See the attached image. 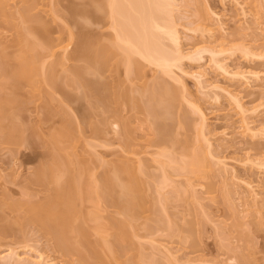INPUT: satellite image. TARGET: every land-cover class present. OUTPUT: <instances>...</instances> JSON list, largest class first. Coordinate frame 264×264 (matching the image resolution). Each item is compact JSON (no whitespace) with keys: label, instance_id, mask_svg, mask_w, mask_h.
I'll use <instances>...</instances> for the list:
<instances>
[{"label":"rangeland","instance_id":"374dc122","mask_svg":"<svg viewBox=\"0 0 264 264\" xmlns=\"http://www.w3.org/2000/svg\"><path fill=\"white\" fill-rule=\"evenodd\" d=\"M74 1L0 0V94L19 102L7 107L15 124L8 111L0 115L18 129H0V264L38 256L40 264H264V0H166L160 15L177 40L162 34L156 43L175 63L163 69L133 54L128 67L113 45L104 68L84 74L96 82L90 93L74 75L83 63L72 58L81 48L72 21L89 35L110 33L109 23L70 16V2L83 7ZM26 13L49 37L23 34ZM23 38L39 46L25 54L37 73L6 84L2 71L16 65ZM45 167L63 182L79 177L73 223L83 230L73 237L86 248L78 243L77 252L60 250L52 230L26 219L30 203L51 196L54 183L36 180ZM117 169L119 187L140 184L137 208L121 203L119 187L121 204L103 191L104 175Z\"/></svg>","mask_w":264,"mask_h":264},{"label":"bare ground","instance_id":"6f19581e","mask_svg":"<svg viewBox=\"0 0 264 264\" xmlns=\"http://www.w3.org/2000/svg\"><path fill=\"white\" fill-rule=\"evenodd\" d=\"M75 1L77 2V0H75ZM78 2L80 4H82L83 7H84V3L85 4H90V3L93 4L95 2H100L101 4L97 3L99 5V7L97 5L96 7H98V8L95 7L96 8L95 10L92 9L93 10L92 12H88L90 10L86 11L87 7L86 8L82 7V9H79V8H76L75 6H72L73 4L70 6V3H71L70 2L69 6H66L68 8L67 11L70 14V16L74 15V17H75L76 15L77 16L82 15V17H78V18H83V16H86V18L90 17V18L94 19L93 23L95 25L100 24L101 19L103 18V20H107V22H105V24L109 23L108 27L110 29V33L106 34L107 32L106 33L103 32L104 33L103 34L100 32L97 33V29H95V28L94 29L89 28V29H87V30H90V35H89V33L87 34L86 32L83 31V29L87 27V26H85V24L78 23L77 22L78 20L76 21L75 19H74V21H72V23H74V25L76 27V33H73V34L76 35V37L78 39V41L76 40L77 41L76 43H78L77 46L81 47L78 50L75 49L76 52L74 51V55L72 56V58H74L75 61L76 60L82 61V63H83V66H81V69L78 68L77 71H74L75 72L74 75L77 78V80L81 81L82 85L84 83H87V84L83 85V87L86 86V88L84 90H87V92H89L90 89L94 90V89H92V88H94V86L92 88H91V86L94 85L96 82L95 81H93L94 83L91 82L93 84H91L89 82V80L84 82L85 81L84 80V78H85L84 74L85 73L86 74L91 73V72L97 73L99 70L101 71V69H103L105 66V63L107 61L106 59H108L107 57H110L109 55L112 52L117 53L118 49L122 50V53H123L122 57L124 59V64H127V65H128V63L133 62V61L131 62V60H132L131 55H133V54H136V55L142 57L143 59H146L149 62L156 63V65H158L159 67H161L163 69L169 67L175 61L176 56L174 55V53L172 51L171 52L175 57L173 55H170L167 52V50L163 47V43L161 44V42H159V41L157 42L158 44L156 43L158 37L161 36L162 34H164L163 36H166L165 38H168V40H170L174 43L177 40L176 30L173 27V25L168 23L167 20L164 19L160 15V12L163 11L167 7L166 5H169V3L166 0L165 1L164 0H162V1L161 0H101V1L100 0H78ZM81 2H83V3H81ZM0 9H1V4H0ZM167 13H168V10H167ZM24 18L28 21L29 25L23 26V29L25 31V32H23V34H30L31 33V35L33 34L34 37H49L48 31H44V28L42 27L43 24H45V23L42 24V22L39 21L40 18H38V20L35 18H32V17L29 18L27 13H26V15H24ZM71 20H73V19H71ZM102 24H103V22H102ZM172 24H173V22H172ZM41 27L43 30H41ZM99 28H98V31H99ZM85 31H86V29H85ZM91 33H93V34H91ZM70 35L72 36V33ZM91 35L93 38L92 39L90 38L88 40V38L91 37ZM20 37H25V36L21 35ZM96 37H97V39H96ZM100 37H103V38L100 39ZM93 39H94V41H93ZM25 41H26V39H24V38L21 40H18L19 44L21 45V50H20L21 55L20 54L17 55L16 58L18 59V61H17L16 65H14L12 68L10 67L11 69L9 68L10 65L8 67L6 65L5 69L7 67V69L9 68L10 70L8 69L9 71H5L3 69V71H2V73H4L5 75H6V72H9L5 76V79L7 78V80L5 82L6 84H7L8 79H10V78L14 79V80H24L27 83L32 82V77H33V75H35L34 73L37 71V68L34 67L35 65H33V61L31 60L32 57H30L31 58L30 59L29 56H27L28 55L27 52H29V54H34V53L37 54V52H38L37 48H39V46L37 45V48H36L37 52H36L35 47L29 46L30 44L28 45L27 44L28 42L27 41L25 42ZM160 41H161V38H160ZM14 42L16 43V41H14ZM108 42L110 44H108ZM111 42H112V44H111ZM116 44H118V45H116ZM176 44H174V45H176ZM40 45H42V44L40 43ZM113 45H115L114 48L117 46L116 52H114L116 50V48H115V50L112 49ZM120 45H123V46L121 47ZM41 47H43V46H41ZM47 47H49V45ZM118 47H121V49ZM162 48H164V49H162ZM25 54H27V55H25ZM40 64H43V63H40ZM127 65H125V66L127 67ZM1 66H2V64H1ZM128 67H129V65H128ZM128 67L126 69L127 71L129 69ZM2 68H4V67L2 66ZM130 70L127 72V74H129ZM52 84H54V82ZM88 84H90L91 86H89ZM4 89H5V87H4ZM15 91L17 92V90H15ZM14 93H12V95H14ZM1 94H0V97H1ZM3 94H5V92ZM17 94H18V92H17ZM61 95H60V97H61ZM4 96L6 98L1 97L4 99L3 101H2V99H0L3 102V103H1V101H0V115H2L5 118V115H3L1 113H3L4 110L8 111V112H6L8 114L7 117L9 118V121H11L13 114H12L10 109L8 110V108L13 107L14 104H18L19 102L16 103L18 99L16 100L13 97H8L9 96L8 92H7V96L6 95H4ZM63 97H65V96H63ZM126 99L128 100L129 97H127ZM134 104H135V102H134ZM139 106L141 107L140 104H139ZM146 111H147V107H146ZM147 112H148L147 114L151 113L149 110ZM9 114H11V115H9ZM2 116H0V117H2ZM4 118H1L0 121H2V119H4ZM12 122L14 123V121H11L10 123H12ZM52 122H53V120H52ZM1 123H0V127L4 126L5 128L2 129V127H1L0 129L5 130V132H7V133H9V131H10L8 129H12V131H11L12 135L14 132H16L18 130L17 127L13 124L9 125V127L12 125L15 127L12 126V127L7 129V127H6L7 125H3V123L2 124ZM200 126L203 127L204 123L202 122ZM202 129L203 128H201L200 130H202ZM67 131L71 132L70 130H67ZM67 131L65 132L63 130L62 134L65 132L64 134L68 136L69 132L67 134ZM58 135L55 134L56 137H58ZM69 135H71V134H69ZM55 136H54V140L56 139ZM66 139H63V140H66ZM68 139H69V137H68ZM58 140H57V142L60 141V140L59 141ZM53 168L47 169L45 167L42 170L41 169L38 170V172L36 173V180L39 183L41 182L40 184H43V182H46V183L53 182L54 187H52L50 189L51 190V196L50 197L48 196L49 197L48 199H45L44 201H41V202L39 201V202H33L32 204L30 203V205L28 206V209H27L29 211L30 215L28 214V217L26 219H28V221L30 220L32 222H36L43 229H45V231L52 230L54 233V236H55L54 239L56 241V244L60 248V250H63L66 253H69V252L71 253V251H73V250L74 251L76 250V252H77L78 249L80 248V246L81 245L83 246V244L81 242L77 241L78 238L73 237V236L78 234V233L76 234V232H78V231L80 232L83 230L81 228L79 229L78 225L76 227L73 223V221L76 217V216H74V214L77 215V213H78V212L75 213V210H73V206L75 203L73 196L78 194L77 191H78V188L80 186V183L78 181L79 177H77V178L73 177L72 178V176H69V179L67 177V179H65V181L63 182V179L61 181V178H60L61 174H59V175L56 174V173H58V170L56 172V171H54ZM126 168H127V166H126ZM44 169H46V170H44ZM116 171L118 173L115 172L111 177L104 175L105 180L102 179V181H103L102 184H104L103 185L104 186L103 191L106 189V191H107L106 195H108L107 197H109L108 199L111 202L120 203L121 200H119V197H117L114 194V193H116L117 190L120 189L121 191H123V196L125 195L124 197H122L120 195L122 197V201H123L121 203L125 202L124 204H126V206H127V204H128V206L132 204V206L134 205L133 207H136L137 203H138L137 200L139 201V199H140L139 195L141 196V194L139 193V192H141L139 189L140 184L138 186H136L138 184L137 180H134L136 184L133 182H130V180H128L129 183L128 182H127V184L123 183L122 184L123 186L119 187L118 185H120V183L118 182V179H120V174L122 171L120 172L119 169H117ZM67 172H68V170H66V173ZM129 172H130V170H129ZM57 177L60 179H58ZM76 179H78V180H76ZM132 179H134V178H132ZM60 183H62V184H60ZM117 187H119V189ZM136 187H138L137 189H139V191H137ZM118 192L120 193V191H118ZM79 193H80V191H79ZM124 206H122V207L124 208ZM126 206H125L126 209L124 208L125 212H126V210L130 211V209L127 208ZM132 209L133 208H131V210ZM28 211H27V213H28ZM129 211H127V212L130 214ZM132 214H134V213H132ZM78 215H80V214L78 213ZM78 215H77L76 219H78ZM81 215L83 216V214H81ZM87 215H89V214H87ZM92 216H93V214H91V217ZM80 217L81 216H79V218ZM81 218H80V220H81ZM1 229H3V228H1ZM84 233H86V232H84ZM73 234H75V235H73ZM116 234L118 237H120V238L122 237V236H120V233H116ZM80 235L83 236L84 235L83 232H81ZM85 237H86V234L84 235V238ZM118 237H116V238H118ZM82 238L78 239V240L82 241L83 240ZM86 240L84 241V243H86ZM116 241H118V240H116ZM78 243L79 244L81 243V245L78 246ZM103 243L105 244V242H102L101 244H103ZM86 244L89 245L88 243H86ZM105 245L107 247L109 246L108 243H106ZM90 246L89 247L87 246L89 251L91 249L90 255L92 252L91 256L94 255L95 258L97 256L99 257L98 252H94L93 248H95V246H93L92 244H90ZM109 247L111 248V245ZM84 248H86V247H84ZM88 249L86 251H88ZM86 251L84 250L83 256H85L87 258L86 253H88V252H86ZM13 253L14 252L10 251L6 254H8L9 256L10 255L12 256ZM81 254H83V253H81ZM90 255H89V257H90ZM40 259L41 258L38 256V258H33L32 260H30V263L40 264L41 263Z\"/></svg>","mask_w":264,"mask_h":264}]
</instances>
